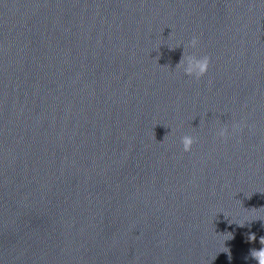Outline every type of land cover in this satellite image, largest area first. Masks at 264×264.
Wrapping results in <instances>:
<instances>
[{"label": "water", "instance_id": "obj_1", "mask_svg": "<svg viewBox=\"0 0 264 264\" xmlns=\"http://www.w3.org/2000/svg\"><path fill=\"white\" fill-rule=\"evenodd\" d=\"M262 236L264 0H0V264H258Z\"/></svg>", "mask_w": 264, "mask_h": 264}, {"label": "clouds", "instance_id": "obj_2", "mask_svg": "<svg viewBox=\"0 0 264 264\" xmlns=\"http://www.w3.org/2000/svg\"><path fill=\"white\" fill-rule=\"evenodd\" d=\"M198 39L193 38L190 41V46L192 48H196L198 46ZM210 58L205 55L202 57H197L195 55H188L181 58L180 63L177 65L178 68H183L184 74L189 77H195L199 80L203 77L209 68ZM240 125H233V133H235L238 129H240ZM217 137L226 139L229 135L228 128L222 127L217 133ZM196 143V140L190 135H184L181 138V144L183 146L184 152H190L192 150V146ZM249 239L251 241L256 240V236L250 235ZM259 243L264 246V236L260 237ZM250 256L252 259L258 262V264H264V247H261L259 250L251 249Z\"/></svg>", "mask_w": 264, "mask_h": 264}]
</instances>
